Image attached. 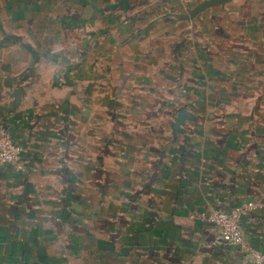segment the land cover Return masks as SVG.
Listing matches in <instances>:
<instances>
[{
	"label": "crops",
	"instance_id": "0c3cea01",
	"mask_svg": "<svg viewBox=\"0 0 264 264\" xmlns=\"http://www.w3.org/2000/svg\"><path fill=\"white\" fill-rule=\"evenodd\" d=\"M0 125V264L264 254V0H0Z\"/></svg>",
	"mask_w": 264,
	"mask_h": 264
},
{
	"label": "built area",
	"instance_id": "2783aa9c",
	"mask_svg": "<svg viewBox=\"0 0 264 264\" xmlns=\"http://www.w3.org/2000/svg\"><path fill=\"white\" fill-rule=\"evenodd\" d=\"M25 148L17 142L6 126L0 127V165L11 163L18 170L26 169L23 159ZM253 207L249 203L243 208L234 210H225L215 208L213 211L204 216L206 220L218 229V239L224 244L237 246L245 251L253 261L264 264V254L256 250L252 244L246 239L242 228V216Z\"/></svg>",
	"mask_w": 264,
	"mask_h": 264
},
{
	"label": "water",
	"instance_id": "95a60500",
	"mask_svg": "<svg viewBox=\"0 0 264 264\" xmlns=\"http://www.w3.org/2000/svg\"><path fill=\"white\" fill-rule=\"evenodd\" d=\"M0 127H1V125H0ZM246 264H258L257 262H251V261H249L248 263H246Z\"/></svg>",
	"mask_w": 264,
	"mask_h": 264
}]
</instances>
